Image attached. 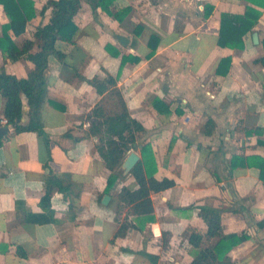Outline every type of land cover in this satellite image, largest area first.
<instances>
[{
	"label": "crops",
	"instance_id": "1",
	"mask_svg": "<svg viewBox=\"0 0 264 264\" xmlns=\"http://www.w3.org/2000/svg\"><path fill=\"white\" fill-rule=\"evenodd\" d=\"M32 1L36 17L13 39L19 48L33 41L37 51L34 34L49 23L55 0ZM98 1L82 0L75 45L58 43L65 63L51 59L46 71L45 136L4 125L0 95V264H195L198 249L188 237L191 230L207 233L202 206L222 210L223 233L243 240L228 253L234 264H264V165L248 164L252 156L264 160V9L237 50L218 45L221 18L243 15L246 1L117 0L114 14L128 9L120 21ZM7 23L0 4V37ZM228 57L224 77L217 70ZM32 67L0 51V74L28 78ZM110 78L117 83L98 93L93 82ZM155 99L171 113H159ZM24 104L27 124L25 98ZM123 105L145 128L138 144H151L156 178L176 185L152 195L154 221L144 230L130 228L115 239L122 223L139 219L118 200L123 187L137 184L122 169L124 180L108 192L112 172L91 123L102 120L96 109L114 116ZM135 153L141 159L140 149ZM235 156L242 159L233 168Z\"/></svg>",
	"mask_w": 264,
	"mask_h": 264
},
{
	"label": "trees",
	"instance_id": "2",
	"mask_svg": "<svg viewBox=\"0 0 264 264\" xmlns=\"http://www.w3.org/2000/svg\"><path fill=\"white\" fill-rule=\"evenodd\" d=\"M116 1L99 0L96 6L101 7L120 21L128 13V9L123 10L122 13L124 14L122 16L120 12L114 14L111 8ZM241 1L248 2L243 15L222 14L218 41L220 47L244 49V38L253 34L259 23L262 15L261 9H264V0ZM0 4L9 18V23L3 25L0 51L12 61L26 59L33 66L28 78H18L6 73L0 74V95L5 100L4 118L8 121L9 126H12L17 132H36L40 136H45L43 124L41 123V108L46 96V71L50 69L51 59L57 60L62 65L65 63L67 53L59 48L58 43L75 45V36L79 29L74 22V18L81 9L82 0H55L52 3V18L49 23L41 24L34 34L41 44L37 51H34L35 42L25 40L23 46L19 48L13 39V37L24 35L27 24L36 17L35 3L32 0H0ZM46 9V6H44L41 14H44ZM207 9L206 16H209L213 8ZM107 48L109 49V46ZM112 55L118 56L119 53L112 51ZM123 60L125 59L123 58ZM231 62L230 57L223 59L217 73L223 74L225 77L230 69ZM260 63L264 65V57L260 59ZM124 64L123 62L122 65ZM116 83V80L110 78L106 83L95 81L93 85L98 93L102 94L108 89L109 85ZM24 98L27 100L30 109L27 124L21 123L24 117ZM153 107L159 113H171L170 107L162 100L155 99ZM100 109H96L94 114L101 117L102 120L91 123V130L94 135L99 136L100 146L98 151L106 162L107 168L112 172L108 180V192L110 187L119 179L124 180L125 177L121 170L129 153L138 152L139 149L141 151V159L130 174L134 178L137 187L133 190L123 187L118 193L119 202L130 206L132 213L139 219L135 224L122 223L115 235L116 239L124 237L130 228L144 230L146 223L153 222L152 195L167 191L173 188L176 183L168 178L161 180L156 178L157 161L151 144L145 143L141 147L138 144L139 135L145 132V128L140 122L131 117L126 105H123L120 113L114 116H106L103 112H100ZM179 113L181 114V111ZM209 126H212L211 121H208L205 127L209 128ZM2 143V138H0V147ZM238 159L241 160L242 158L235 156L232 159L233 168H235ZM254 160H259L264 165V160L257 156L250 157L248 164H253ZM263 168L262 166V171ZM199 216L207 225V233L202 235L194 230L189 233L188 240L190 244L198 249L194 263L234 264L228 257V253L242 243L243 240L236 235L223 233L222 210L202 206ZM213 238L217 239V243L205 246L206 240Z\"/></svg>",
	"mask_w": 264,
	"mask_h": 264
},
{
	"label": "water",
	"instance_id": "3",
	"mask_svg": "<svg viewBox=\"0 0 264 264\" xmlns=\"http://www.w3.org/2000/svg\"><path fill=\"white\" fill-rule=\"evenodd\" d=\"M254 38L256 40L257 35H254ZM119 41L123 44L126 45V39L120 37ZM128 41V40H127ZM140 161V157L135 153V152H131L129 153L128 157L126 158V160L124 161L123 165H122V169L124 170V173L126 175H130L131 171L133 170V168L137 165V163ZM110 200L109 196L104 197L103 199V203L107 204L108 201Z\"/></svg>",
	"mask_w": 264,
	"mask_h": 264
},
{
	"label": "built area",
	"instance_id": "4",
	"mask_svg": "<svg viewBox=\"0 0 264 264\" xmlns=\"http://www.w3.org/2000/svg\"><path fill=\"white\" fill-rule=\"evenodd\" d=\"M3 124L6 125L7 127L9 126L8 121L6 119L3 120Z\"/></svg>",
	"mask_w": 264,
	"mask_h": 264
}]
</instances>
